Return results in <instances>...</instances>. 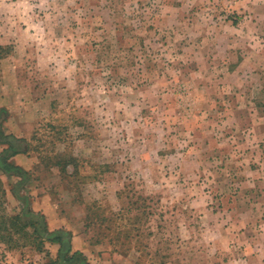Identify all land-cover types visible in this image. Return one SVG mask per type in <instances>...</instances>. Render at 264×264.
<instances>
[{"label": "rangeland", "instance_id": "rangeland-1", "mask_svg": "<svg viewBox=\"0 0 264 264\" xmlns=\"http://www.w3.org/2000/svg\"><path fill=\"white\" fill-rule=\"evenodd\" d=\"M0 47L22 193L69 255L264 264V0H0ZM13 239L0 264L60 249Z\"/></svg>", "mask_w": 264, "mask_h": 264}, {"label": "trees", "instance_id": "trees-1", "mask_svg": "<svg viewBox=\"0 0 264 264\" xmlns=\"http://www.w3.org/2000/svg\"><path fill=\"white\" fill-rule=\"evenodd\" d=\"M0 50L2 48L0 47ZM9 118V111L5 107H0V173L9 178H15V182L10 188L12 196L21 203L20 212L15 215L0 213V240L9 243V248L17 247V242L13 239L15 235L21 238H33L40 244L39 250L42 251L43 242L57 243L60 245L56 260L51 264H89L87 258L80 251L70 253L68 240L69 232L57 229L48 230L45 216L42 213L34 212L31 208V199L22 192L30 183V174L24 168L13 163V158L29 152V141L19 138L11 133H7L5 122ZM1 185V183H0ZM5 193V190H2ZM10 243H14L13 247Z\"/></svg>", "mask_w": 264, "mask_h": 264}]
</instances>
